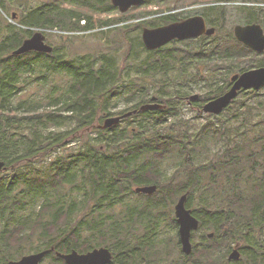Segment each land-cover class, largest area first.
Segmentation results:
<instances>
[{
	"label": "trees",
	"instance_id": "trees-1",
	"mask_svg": "<svg viewBox=\"0 0 264 264\" xmlns=\"http://www.w3.org/2000/svg\"><path fill=\"white\" fill-rule=\"evenodd\" d=\"M0 4L11 17L14 15L8 10L5 0H0ZM117 11L111 0H51L25 17L16 13L15 18L20 24L30 27L87 31L118 23L121 17H99L95 20V16ZM144 15L145 11H141L128 18ZM83 18L87 19L86 24L81 23ZM5 26L10 34L0 40V160H4L9 169L23 160L50 154L70 133L69 130L56 132L54 129L72 122L79 128H89L100 115H114L109 111L110 91L119 85L122 88L127 85L124 81L119 82L122 73L114 60L102 58L99 64L98 59L91 61L86 58L78 64L70 63L68 67H62L65 63L57 62L61 58V48L57 45L51 54L31 51L14 55L13 51L33 32L8 21ZM205 53L206 57L202 60L223 63L234 60L233 54L237 57L244 54L229 46H221L219 41L214 49ZM45 57L53 60L49 65L68 73L71 84L62 94L47 98L49 102L46 106L55 109L39 112L40 108L33 105L21 116L19 109L22 103L15 98L23 88L22 75L27 65L44 63L41 59ZM148 68L156 70L158 66L150 64ZM218 70L216 67L215 71ZM198 77L201 76L197 74ZM183 79L171 76L166 82L173 83L174 89L159 96L168 104L165 110L139 112L147 116L139 123L146 132L138 133L137 129L125 128L110 137V145L114 149L109 155H101L100 147L94 150L84 148L85 152L74 156L75 160L79 157L85 162L81 168L79 164L65 162L56 155L46 168L30 174L22 168L19 173L13 172L8 181L0 183V223L3 225L0 232V264L51 247L54 250L45 258L58 264L64 260L56 255V251L66 253L75 249L87 252L101 246L108 247L114 254L110 264H228L233 243L241 240L249 242L255 229L264 230V173L258 181L250 187L245 185L243 189L231 183L226 176L229 170L237 178L243 176L246 169L257 170L260 159L264 161V148L253 154L248 149V143L244 146L239 144L236 149L230 148L231 151H223L205 162L208 154L202 143L209 139L210 128H204L203 132L194 136L189 130L183 132V136L160 132L161 128L169 127L171 116L177 113L178 99L189 94ZM223 83L226 81L221 83V79H214L210 85L214 89L209 90L206 100L201 98L197 102L199 106L222 94L226 90ZM213 93L214 96H210ZM147 102H138L116 115L139 109ZM259 103L263 104L264 100H259ZM150 119L152 121H147ZM151 126L155 130L147 133ZM99 130L105 132L110 129ZM214 131L216 134L217 128ZM192 136L195 139L192 140ZM261 139L258 137L252 142L257 144ZM239 151L242 154L239 155ZM203 153L205 157H202ZM234 158L243 161L237 162ZM169 160L177 161L170 175L169 170L163 169ZM261 168L264 169V162ZM151 184H157L156 192L139 193L144 198L127 205L122 213H106L107 208L115 209L118 203L125 204L126 196L136 192L134 186ZM228 184L234 187L230 188ZM67 186L78 189L84 200L67 201L69 199L62 191ZM198 190L201 193L200 205L195 208L191 203ZM186 192L187 206H191L192 213L200 220L199 230L193 231L191 254L182 251L174 216L169 215V220L175 231V247L172 236L162 228L165 219L161 212L163 207L174 204ZM37 198L43 201L34 215L25 220L19 219V208ZM211 232L214 233L212 238L208 237ZM195 236L197 240H194ZM244 248L242 254L248 256L247 264H264V242L260 241L259 246L255 244L249 252L248 246Z\"/></svg>",
	"mask_w": 264,
	"mask_h": 264
},
{
	"label": "rangeland",
	"instance_id": "rangeland-1",
	"mask_svg": "<svg viewBox=\"0 0 264 264\" xmlns=\"http://www.w3.org/2000/svg\"><path fill=\"white\" fill-rule=\"evenodd\" d=\"M51 0H5V4L8 7L10 13L17 12L19 16L25 17L30 13L35 12L41 5L50 2ZM154 2L156 0H153ZM264 9V0H261ZM260 5V4H259ZM0 40L7 37L10 33L6 31L5 24L8 22L15 24L23 28L34 29L35 27L25 26L19 22L12 21L11 14L5 11L0 4ZM152 8L147 6H139L130 11L129 16L138 14L141 11H148ZM219 10L210 11L211 18L219 16ZM127 14H121L119 11L107 14L95 16V20L101 18H117L126 16ZM10 17V18H9ZM142 18V17H141ZM141 18H135L131 22V27L126 29L125 27L115 28H101L100 26L91 29L86 32L79 31H62L55 29L58 33H52L49 35V42L54 46H60L61 58L57 62H64L62 67H68L67 64H78L82 59L90 58L92 60L99 61L101 59L114 60L119 66L122 79L119 81L127 85L122 88L121 85L110 91L111 100L109 101V111L116 113L134 106L138 102L149 101L153 95L160 96L164 94V91L171 92L174 89L173 83H166L171 76L183 77L185 89H189V94L178 99L176 107L177 113L171 116L169 120V127L161 128V133H176L178 136H183L182 133L189 130V133L198 134L203 132L204 128H210L208 133L210 135L207 142H203L207 149L208 156L205 158V162L216 156V154H222L223 151L236 149L239 144H249V151L255 154L260 148H264V103L260 104L259 100H264V86L259 89H243L232 104L221 114H208L198 109L199 104L194 107L189 104L187 96L194 93L201 95L204 100L207 99L209 90L214 89L211 82L214 79H221L223 86H226V90L229 88L231 82V76L237 72H242L245 69L255 68L260 65H264V52L253 53L244 51L246 47H243L239 41L232 39L231 27L237 23L235 15L228 16V22H225L221 26L220 32L214 38H197L191 41H177L169 44L166 48L159 51H149L145 47L142 39V25L138 23ZM84 19V18H83ZM82 19V20H83ZM85 24L84 21H81ZM94 23H97L94 21ZM264 24V23H263ZM25 26V27H24ZM230 31L231 33H227ZM66 33V34H62ZM220 43L221 46H229L231 49H235L244 54L234 55V60H229L227 63L208 62L202 60L206 57L205 52H209L214 49L216 44ZM190 54L191 57H195L191 66H187V63H181L179 56H186ZM231 54V53H230ZM189 58V56H187ZM231 58V57H230ZM44 63L33 64L26 66V70L22 75L23 88L19 95L15 98V101L22 103L19 112L20 115H25L26 109L36 105L40 108L39 112L49 109H55L54 107L46 106L49 102L48 97L62 94L71 84V78L66 71L56 69L55 66L49 65L53 63L50 57L41 59ZM150 64L158 66L156 70L149 69ZM219 69L215 71V68ZM197 74L201 77L197 78ZM205 76V77H204ZM216 86L219 84L214 82ZM221 85V84H220ZM225 90V91H226ZM224 91V92H225ZM223 92V93H224ZM167 93V92H166ZM220 95V94H219ZM210 96H214V93ZM217 96V95H215ZM214 96V97H215ZM148 97V99H147ZM213 98V97H212ZM162 99V98H161ZM15 103V102H14ZM20 106V105H18ZM175 107V108H176ZM64 113V112H62ZM68 114V113H66ZM106 114L99 116L92 127L79 128L75 122L65 124L63 127L54 129L56 132L70 131L67 137L62 139L63 142L59 144L56 149H52L48 155H38L30 158L29 160H23L20 164H15L13 167L3 171L0 174V183L6 182L10 179L13 172L19 173L21 169L30 174L33 171L46 168L51 159L55 160V156L59 155L65 162H74L79 164V168L84 166L85 162L81 161L79 157L75 160L74 156H78L80 152L85 150H94L96 147L101 148V155H109L111 149H114L110 145V137L114 133H121L125 128L137 129L136 132H146L142 128V124H139L142 120L147 119V116L141 113L126 118L119 125L112 129L100 132L98 126L104 122ZM152 121V119L147 120ZM145 121V122H147ZM168 126V123H166ZM214 128H217L218 132L214 134ZM155 129L152 126L147 130V133H152ZM48 132V131H47ZM131 136H133L131 134ZM192 136V137H193ZM258 137H262L261 141L255 144L252 140H256ZM195 137L192 138V140ZM207 143V144H206ZM121 145L123 142L120 143ZM206 153V150H204ZM231 151V150H230ZM204 153L202 157H205ZM242 154L239 151V155ZM50 156H52L50 158ZM233 161V159H230ZM234 161L240 162L243 160L235 159ZM175 160H169L163 166V169L169 170V175L174 171ZM264 161L260 159L256 165L257 170L254 168L246 169L244 175L237 178L233 175V171L229 170V174L226 176L231 183L237 184V187L243 189L245 185L249 187L258 181L257 179L262 176L264 169L261 168V164ZM224 177H222L223 179ZM221 179V180H222ZM230 188H233V184H228ZM136 186H134L135 189ZM62 191L66 194L67 198L72 201L78 198L79 201H83L82 193L78 189L71 186L64 187ZM200 191L195 192V197L192 200V205L198 208L200 205ZM144 198L139 193L134 192L128 194L124 203H118L114 208H107L105 210L107 214H119L125 211L127 205L132 204L139 199ZM66 199V198H65ZM42 198H37L36 201L29 205H23L18 210V218L25 220L32 217L42 203ZM176 203V202H175ZM174 204L169 207L165 206L162 209V216L165 218L162 221V228L172 236V243L175 247V231L172 229V222L169 220V215L175 217ZM81 206H84L81 204ZM91 207V205H90ZM88 208L89 211L91 208ZM191 207V206H190ZM121 212V213H122ZM3 229V225L0 223V232ZM248 237V236H247ZM253 238V239H252ZM198 237L195 236L194 240ZM253 241H252V240ZM264 242V230L259 228L255 229L253 237H250L249 242L241 240V250L244 253L246 246H248V252L255 248V244L259 246V242ZM255 243V244H254ZM236 243H233L234 246ZM16 253V250L15 252ZM28 254V253H27ZM248 256L243 254L241 259L235 262H228V264H247ZM42 264H53V260L45 259ZM58 264H66L60 261ZM227 264V263H226Z\"/></svg>",
	"mask_w": 264,
	"mask_h": 264
},
{
	"label": "water",
	"instance_id": "water-1",
	"mask_svg": "<svg viewBox=\"0 0 264 264\" xmlns=\"http://www.w3.org/2000/svg\"><path fill=\"white\" fill-rule=\"evenodd\" d=\"M145 0H112L114 6L118 7L121 12H127L131 7L142 4ZM15 18L16 15L14 14ZM203 33L209 35L215 33V28H207L206 21L202 16H195L187 20L172 23L170 25L161 26L155 29L146 28L143 33V41L150 49L158 48L171 39L198 37ZM235 35L239 41L250 47L256 52L264 51V30L259 24L248 26L237 25L235 27ZM47 36L43 32H35L31 37L25 39L23 43L13 51V54L20 55L29 51H39L51 53L53 46L47 43ZM232 86L225 93L210 99L205 103L203 111L206 113L220 114L234 100L241 89H259L264 85V66L246 70L242 73H236L231 77ZM199 94H193L192 100H197ZM156 96L152 98L154 101ZM163 108L162 105L148 103L140 107V111L145 109ZM138 109L126 112L118 116L107 117L101 128H109L118 124L123 118L133 115L139 111ZM7 166L4 160H0V173ZM158 189L157 184L137 186L135 191L138 193L152 194ZM188 192L184 193L175 204V215L179 223V235L182 244V250L185 254H190L193 250L192 231L198 230L200 220L196 217L190 208L187 207ZM214 233H210L212 238ZM54 247L31 254H26L20 259L10 260L8 264H41L44 257ZM60 258L64 259L67 264H110L113 259V254L108 247L101 246L94 248L88 252H79L73 249L70 252L56 253ZM241 257L240 244H236L229 254L230 260H238Z\"/></svg>",
	"mask_w": 264,
	"mask_h": 264
},
{
	"label": "flooded vegetation",
	"instance_id": "flooded-vegetation-1",
	"mask_svg": "<svg viewBox=\"0 0 264 264\" xmlns=\"http://www.w3.org/2000/svg\"><path fill=\"white\" fill-rule=\"evenodd\" d=\"M260 1L261 0H156L154 2L153 0H146L142 3V6L145 5L147 6V8H152V9L145 11V15L141 18L140 21H138V22H141L140 25L143 26L142 27V38H143L144 30L146 28L155 29L161 26L170 25L172 23L181 22V21L187 20L195 16L204 17L207 28L214 27L215 33L211 35L207 33H203L198 37H185V38L177 37V38L171 39L164 45L158 48H155V49H150L145 45L144 41L143 43L145 47L147 48V50L159 51V50L166 48L169 44H172L177 41L186 42V40L191 41L197 38H205V37L214 38L220 32V29H222L221 26L225 24V22H228V16L230 15H235L237 18L238 22L235 23L231 27V29L233 33L232 35L233 38L239 41L235 35V27L237 25L248 26V25H253V24H259L264 30V24H263L264 23V9L260 8V6H262V3H260ZM131 10L132 8L125 13L120 12L121 14H127V15L125 17L121 16V20L118 23L103 26V28L108 29L114 26L115 28L125 27L126 29H129L131 27V22L133 20V19L128 18L130 17L129 14ZM213 10H219L220 12L219 16L214 17V19H212L210 15V11H213ZM14 13H17V12H14ZM86 22H87V19H86ZM228 32L231 33L230 31H227V33ZM48 42H49V38H48ZM239 42L244 47H246L245 51L250 50L249 52L257 53L253 51L250 47L246 46L243 42L241 41ZM53 47H54L53 48V51H54L55 46L53 45ZM187 56H189V58H187ZM194 59L195 57H191L190 54H186V56H179V61L181 63H187V66H191ZM261 66H264V65H261ZM250 69H253V68H250ZM246 70H249V69H245L242 72ZM242 72H237V73H242ZM153 97L154 95L150 98L149 102L145 104H148V103L158 104V105H162L163 108L145 109V110H165L167 108L168 104L165 102V100L160 99V97L156 95V99L153 101L152 100ZM187 100L189 101L190 105H193L195 107L197 105V102L201 100V96L197 100H192L191 96H187ZM198 109H202V108L198 106ZM107 117L109 116L106 115V118ZM126 118H129V117H126ZM126 118L122 119V121L125 120ZM112 128L113 127L108 128V129H112ZM188 208H190V206ZM240 251L242 253L241 247H240ZM113 258H114V254H113ZM45 259L46 258H44V260ZM112 262H113V259H112ZM229 262H232V261L229 260Z\"/></svg>",
	"mask_w": 264,
	"mask_h": 264
}]
</instances>
